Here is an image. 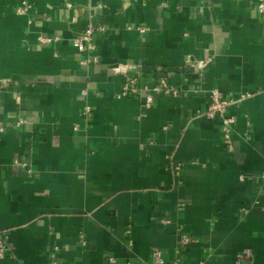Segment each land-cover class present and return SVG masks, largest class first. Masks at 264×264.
<instances>
[{
    "label": "crops",
    "instance_id": "1",
    "mask_svg": "<svg viewBox=\"0 0 264 264\" xmlns=\"http://www.w3.org/2000/svg\"><path fill=\"white\" fill-rule=\"evenodd\" d=\"M22 1L30 8L19 15ZM256 1L0 0V231L14 254L0 264H48L54 247L59 264H154L152 248L165 263L233 264L247 249L251 264H264V15ZM88 12L105 32L94 38L98 63L83 66L88 54L72 40ZM39 36L58 40L41 46ZM189 57L208 59L203 75L184 67ZM120 64L135 67L139 86L165 76L181 94L158 95L147 110L118 98L123 77L111 68ZM211 90L248 94L228 108L231 152L219 118L194 116ZM181 234L197 242L176 253Z\"/></svg>",
    "mask_w": 264,
    "mask_h": 264
},
{
    "label": "built area",
    "instance_id": "2",
    "mask_svg": "<svg viewBox=\"0 0 264 264\" xmlns=\"http://www.w3.org/2000/svg\"><path fill=\"white\" fill-rule=\"evenodd\" d=\"M67 6H70L67 4ZM98 8H102V4L97 5ZM30 5L26 1H22L16 8V13L19 15H24L29 10ZM255 8L259 14L264 15V0H257L255 3ZM92 16L88 12L87 14V25L83 31V33L73 38L72 43L74 48L80 53H86L84 59L81 60V65L87 66L90 64H97L98 59L94 55V51L96 49L94 38L96 34L105 32V28L102 26H97L92 23ZM77 18L72 17L71 22H76ZM130 29V28H128ZM138 33L143 34L147 30L145 27H136L134 28ZM57 37H37V43L41 46L49 45L50 43L57 41ZM208 59L206 58H192L189 57L184 62V67L188 69H192L199 75H203L207 66ZM134 66L132 64H120L113 66L111 71L116 75H121L123 77L122 85L119 94L117 95L118 98L121 97H128V98H136L141 100V105L144 110L149 109L152 104L154 103L155 97L158 95H165V96H172L176 97L181 94L180 89L170 84L168 78L165 76L163 77H155L156 80L154 84L151 86L138 85V78L137 74H134L132 71L134 70ZM81 95L85 96L86 92L81 91ZM248 97V94H242L238 98L230 99L224 97L218 90H211L210 91V103L208 106L203 110H198L194 116H202L207 118L208 120H214L215 118H219L220 120V137L221 142L225 149L228 152L232 151V132L233 126L235 124V117L228 113V108L238 103L239 101L244 100ZM91 113V109L89 106H84L81 111V117L84 122H88L89 115ZM25 124V120L19 118L15 121L14 128H20ZM77 127H75V130ZM5 131V126L0 125V133ZM14 165L24 169L28 177L33 175V172L28 163L23 162L21 160H15ZM262 179L264 180V171L262 173ZM182 204H180L181 206ZM8 239V231H0V260L4 259L6 256L14 258V254L12 253L11 249L7 243ZM80 242L84 245L83 236L80 235ZM197 240L194 239L191 235L181 234L178 238V242L176 245V253H179L182 249L189 246L190 244L196 243ZM131 245V243L129 244ZM58 249L54 247L48 259V264H59V260L57 257ZM164 252L158 248H152L151 250V258L154 264H178L177 261H172L171 263H165L163 259ZM109 262L113 263V259L109 258ZM241 263H252V253L250 250H242L235 255L233 264H241ZM125 264H134L132 261H127ZM202 264V263H200Z\"/></svg>",
    "mask_w": 264,
    "mask_h": 264
}]
</instances>
